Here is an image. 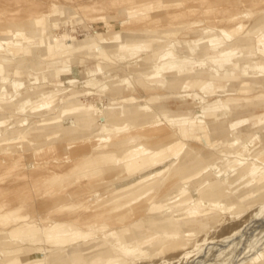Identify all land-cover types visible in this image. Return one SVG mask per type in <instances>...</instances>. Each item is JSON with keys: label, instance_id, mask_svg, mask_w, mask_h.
Returning a JSON list of instances; mask_svg holds the SVG:
<instances>
[{"label": "rangeland", "instance_id": "1", "mask_svg": "<svg viewBox=\"0 0 264 264\" xmlns=\"http://www.w3.org/2000/svg\"><path fill=\"white\" fill-rule=\"evenodd\" d=\"M167 1L165 6L159 0H0V58L8 60L7 65L0 64L4 68L0 73V103H8L7 107L0 105V141L14 140L25 134L33 145L31 151L24 153L17 148L0 152V199L22 194L29 207L47 192L65 190L77 192L74 197H79L80 201L76 202L68 221L78 215L92 218L97 212L107 213L111 207L103 206L99 200L116 192H110L109 185L116 186L122 177L129 178L128 182L137 181V178L130 179L131 175L124 168L119 172L111 171L112 166H123V162L117 151L110 148L113 142L107 143L110 136L117 133L129 139L124 145L130 152L155 154L159 151L156 148L166 150L163 140L167 121L183 124L185 129L196 133L206 121L203 117L206 110L217 103L224 111L218 121L229 130L224 140L231 141H225V147L219 149L207 147L216 162L202 160L198 175L197 172L186 173L195 174L188 181L167 169L135 187L122 182V188L117 190V200L122 204L110 211V217L97 222L86 218L78 223L80 229L92 234L90 239L96 241L91 253H83L80 262L264 264V97L256 98L264 92V49L255 40L239 43L243 31L231 32L240 26L235 28L238 22L228 20L239 13L255 11L242 21L247 26L253 25L261 12L257 8H264V0H257V7L249 5L254 0ZM35 5L40 6V11L34 16H42L44 20L32 28L38 43L44 37L69 31H75L71 33L75 40L89 33L105 32L103 15L113 17L111 22L117 36H142L147 43L142 44L137 54L133 46L124 47L121 50L124 59L118 58L115 64H110V76L94 72L99 65L97 61L85 65H64L62 58L52 61L43 54L41 43L36 45L35 55L32 47H25L26 53L9 48L7 41L18 45L22 42L15 37L17 33H28L24 30L27 27L11 29L9 24L32 20L34 16L21 11ZM53 5L56 13L51 10ZM88 5L101 7L97 11L84 9ZM122 6L127 11L119 16ZM189 6L195 12L180 14ZM64 10L68 11V17L61 18L58 13ZM174 13L176 15H170ZM121 42L120 38L116 41L127 45ZM167 51L175 55L159 58ZM142 55L147 57L149 66L135 71L133 66ZM173 57L204 70L206 76L178 77L175 84H169L161 66ZM122 80L127 85L121 88L119 96H113L112 84ZM199 80L206 85L200 91V98H195L184 88ZM245 83L251 86L246 93H241ZM104 87L105 90L98 93ZM175 93L180 94L176 97ZM127 96L134 100L121 99ZM52 122L54 124L46 128L56 138L39 145L32 142L35 137L32 126ZM108 130H111L109 134L102 133ZM182 142L184 146L178 156L167 158L173 169L178 168L183 153H190L189 157L198 155L191 147L194 142ZM95 153L100 160L98 169L103 172L93 180L108 184L98 199L88 198L86 192L93 180L83 175L78 178L73 169L75 164H82L87 156ZM228 169L238 173L236 182H228L230 172H224ZM8 183L11 185L6 186ZM173 190L182 195L181 201L164 203ZM139 193L143 194L136 197ZM233 197L234 201L224 202ZM132 199L131 203L125 202ZM151 206H157L155 213L172 225L169 233L159 234L149 227V216L143 210ZM31 212L30 208L25 210V213ZM126 228L130 235L125 239L121 235H116L115 241L104 237L108 232ZM48 253L40 249L36 259L20 258L24 259L22 263L54 264L47 259Z\"/></svg>", "mask_w": 264, "mask_h": 264}, {"label": "bare ground", "instance_id": "2", "mask_svg": "<svg viewBox=\"0 0 264 264\" xmlns=\"http://www.w3.org/2000/svg\"><path fill=\"white\" fill-rule=\"evenodd\" d=\"M165 6L169 3L167 0H159ZM251 7H257L258 1L254 0L249 4ZM101 6L88 5L84 7V9H93L97 11ZM185 9V8H184ZM193 9V8H192ZM191 6L187 7L180 14L188 15L191 14L192 11ZM256 9V8H255ZM261 10L259 13L258 19L256 22L247 26L243 24V19L250 17L253 15L255 11L252 12H242L236 16L230 17L228 20L233 19V21H237L233 33H239L243 31V37L239 40V43H251L252 40H255V43L258 44L259 47L264 49V8H257ZM51 10L55 11V6L51 7ZM40 11V6H30L23 9L21 12H24L25 15H29V17H33L35 13ZM127 9L125 7H121L119 9V16H121ZM68 11H63L58 13L61 18L68 17ZM170 15H176L170 14ZM58 17V16H57ZM59 17V18H60ZM52 18V17H51ZM55 18V17H54ZM113 17H108L103 15L102 20L105 23V27L107 31L105 32H95L94 34L89 33L83 39H74L71 33H75V31H69L60 33L54 37H44L39 43L37 42V38L35 37V32L32 29L35 25L43 23L42 16H34L32 20H26L23 24H19L17 22H11L9 24V28L11 29H19L27 27L24 29L28 33H17L15 35L16 38L22 40V42L18 45L13 41H7L6 44L9 48H13L18 52L26 53L25 47H32V54H36V45L41 43L43 54L48 56L50 60L55 61L58 58L63 59V64H89L91 61L99 62L97 69L94 72H99L102 75L110 76V64H115V60L120 58L124 59V51L123 48L133 46L135 49V54L138 53V49L142 46V44H146L144 41V37H130V36H117L114 33V25L111 22ZM169 19V18H168ZM57 20V19H56ZM63 20V19H62ZM54 22V21H53ZM82 23V22H81ZM80 23V24H81ZM244 25V26H242ZM86 27V26H84ZM86 29V28H85ZM246 30V31H245ZM44 32V31H43ZM89 32V29H87ZM235 33V34H236ZM60 35L62 38H60ZM122 39L120 45L117 44V39ZM205 39V38H204ZM210 39V38H208ZM212 40V39H211ZM213 41V40H212ZM195 42H198L195 40ZM254 42V41H253ZM115 47L118 49L113 50ZM203 48V47H202ZM208 48V47H207ZM110 49L111 53H108L107 50ZM191 51V50H190ZM205 51V50H204ZM227 51V50H226ZM134 52V51H133ZM134 54V55H135ZM201 54V53H200ZM127 55V54H126ZM175 53L167 51L165 54H161L159 58H167L172 57ZM177 55V54H176ZM137 56V55H136ZM179 56V55H178ZM127 58V57H126ZM141 59L138 60V64L133 66V69L139 70L143 68H147L149 66V61H147V57L142 55ZM131 59V58H130ZM128 60V59H127ZM126 60V61H127ZM162 60V59H161ZM188 60V59H187ZM192 62V61H191ZM204 62V61H203ZM206 63V62H205ZM210 63V61H209ZM1 65H7L8 60L4 58H0ZM200 64V63H199ZM202 64V63H201ZM194 65V64H193ZM131 68V67H130ZM3 66H0V73L3 72ZM212 69V68H211ZM161 70L165 73V80L169 82V84H175V80L178 77L187 79L191 76H206V72L202 69H195L190 66L189 63L179 62L176 58H172L169 60H165V62L161 66ZM204 79V78H203ZM203 80H199L189 84L184 89H188V92L192 94L195 98H200V91L203 90L206 85L205 82L201 83ZM225 82V81H224ZM201 83V84H200ZM166 84V83H165ZM113 90L110 92L113 96H119L120 90L122 87L127 85L125 80L113 83ZM257 84H254L253 87H256ZM159 86V85H158ZM251 85L249 83H245L241 89V93H246L247 89H249ZM105 87L98 90V93L103 92ZM83 92V91H82ZM187 92V91H186ZM76 93V92H75ZM171 94V93H169ZM180 93H175L177 97ZM156 96V95H155ZM254 97V96H253ZM264 97V92L261 93L260 96L256 98ZM158 98L164 99L165 97L158 95ZM87 99V98H86ZM124 102H130L134 100L131 96L122 97ZM88 101V100H87ZM99 101V100H98ZM0 105H6L8 103H0ZM228 105V104H227ZM183 110V109H182ZM224 114V111L220 109V106L216 103L210 106L203 117H205V123L202 127L198 128L196 133L189 131V129H185L183 124L174 123L173 121L166 122L167 134L164 138V146H166V150L160 148H156L157 151L155 154L147 155L144 152H130L127 145H124L128 141L127 138H123L121 135L112 134L110 136V140L107 143L113 142L110 144V148L117 151L119 154V158L123 162V166H112L111 171L116 172L120 171L121 168L125 169L131 177L130 179L137 178L136 182H128L129 178H119L116 182V186L109 185V191L114 192L111 195L106 197H101L100 202L103 206L111 207L112 210H109L107 213L99 214L98 212L92 216V218H88L90 216L78 215L74 216V220L68 221L67 219L70 217L71 212H73L75 208V204L78 201V198H75L74 193H67L65 190H59L57 192H47L45 196H43L40 201L36 199L35 203H32L31 206L26 205V198L22 194H15L4 196L3 199H0V264H37V261H32L28 263H22L25 260H33L39 257L36 252L40 249L48 250L47 259L50 263L54 264H82L81 256L83 253L90 254L93 248L96 246V241H92L90 239V235L83 232L78 223L82 221H86L87 218L90 221H98L100 218H107L111 216L110 211L114 209H118L121 206V202H118V191L122 188V182L126 181L125 186L135 187L144 183L146 181L152 180L153 176H158L162 174L167 169L173 170L174 173L179 174L180 178L183 181L191 180L195 177V174L198 175L200 170L199 164L201 161L211 162L213 164L216 162V158L211 153V148L225 147L226 143H229L231 140H224L229 135V130L224 129L222 127V122L218 121V118ZM98 115V114H97ZM177 115V114H176ZM140 116V115H139ZM127 117V116H126ZM131 117V116H130ZM138 117V116H137ZM167 117V116H166ZM177 117V116H176ZM78 118V117H77ZM128 118V117H127ZM164 117H162L163 119ZM132 119V118H131ZM134 119V118H133ZM117 121V120H116ZM101 122V121H100ZM54 122L48 123H37L33 125L34 136L32 142H35L36 145H39L46 141H51L56 138L54 133L49 134L47 132V128L52 126ZM197 128V127H196ZM121 130V129H120ZM111 130L103 131V134H109ZM138 135V134H137ZM45 136L47 138H45ZM175 139H178L175 141ZM182 141L194 142L193 147L197 150L198 155L189 157L188 152L183 153V155L179 159L178 168L172 167V164L169 165L167 163V158L169 155L178 156V153L183 148L184 144ZM226 141V143H225ZM116 146V147H113ZM151 146L157 147L156 144H151ZM20 149L22 153L31 151L33 145L30 144V141L27 139L25 134H21V136L17 139L6 141H0V152L13 151V149ZM226 149V148H224ZM39 151V150H38ZM36 151V153H38ZM42 151V150H41ZM97 157V153L91 154L87 156V158L80 163L75 164L74 168L77 171V177L81 178L82 175L89 180H93V178L98 177L103 170L98 169V165L100 164V160ZM177 159V158H176ZM232 169L225 170L224 172H230ZM188 172H197L193 175H187ZM154 174V175H152ZM136 175V176H135ZM96 176V177H95ZM155 176V177H156ZM238 173L230 172L228 174V182H236L238 180ZM54 179V178H51ZM70 179V178H69ZM70 182V181H69ZM72 182V181H71ZM11 183H8L6 186H10ZM108 186V184L102 182L101 180H93L88 184L86 188L87 195L92 196L91 198L98 199L101 194L104 193L102 190L103 187ZM0 187H2L0 185ZM1 190V189H0ZM118 190V191H117ZM144 193V192H143ZM143 193H139L136 197H140ZM242 192H238L240 195ZM78 194H82L81 191ZM82 196V195H81ZM182 195L179 194L178 191H172L169 197L164 200V203L174 204L181 201L180 197ZM184 198V197H183ZM135 199V198H134ZM134 199L128 200L125 202L131 203ZM180 199V200H179ZM235 198H229L225 200V203H229L230 201H234ZM17 203V204H16ZM28 203V202H27ZM16 204V205H13ZM27 208L32 209L33 212L25 213ZM159 208L157 206H151L147 210H143L146 215H148L149 227L159 233V234H167L171 231L172 225L166 222L161 218V215L156 214L155 212ZM87 225V224H86ZM102 229H104L102 227ZM130 230L119 229L113 232H108L105 234V238L115 241L116 235H121L123 239L129 237ZM50 248H52L50 250ZM66 248V249H65ZM66 250V251H65ZM64 254V256L58 260L56 259ZM20 256H27L22 259ZM10 257V258H9ZM88 264V263H87Z\"/></svg>", "mask_w": 264, "mask_h": 264}]
</instances>
